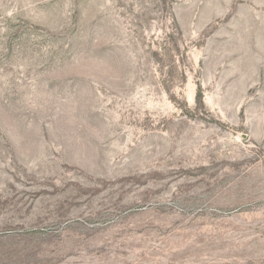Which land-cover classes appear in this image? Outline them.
<instances>
[{"label": "rangeland", "instance_id": "obj_1", "mask_svg": "<svg viewBox=\"0 0 264 264\" xmlns=\"http://www.w3.org/2000/svg\"><path fill=\"white\" fill-rule=\"evenodd\" d=\"M0 264H264V0H0Z\"/></svg>", "mask_w": 264, "mask_h": 264}]
</instances>
